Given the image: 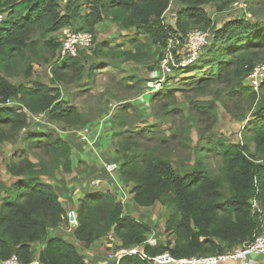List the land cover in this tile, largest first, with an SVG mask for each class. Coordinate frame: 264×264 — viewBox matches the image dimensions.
Listing matches in <instances>:
<instances>
[{"label": "trees", "instance_id": "trees-1", "mask_svg": "<svg viewBox=\"0 0 264 264\" xmlns=\"http://www.w3.org/2000/svg\"><path fill=\"white\" fill-rule=\"evenodd\" d=\"M173 1L180 4L181 9L177 11L174 24L168 25L164 16ZM207 2L0 0V12L4 14L0 26V148L6 140L16 139L18 143L19 133L24 130L26 134L22 140L27 143V148L32 149L36 144L43 146L44 154L50 157L55 167L69 172L73 156L69 142L45 131L28 129L29 116L43 114L52 123L77 130L86 123L74 106L65 105L58 88L50 83L67 84L69 72H77L74 78L77 82L85 72L89 81L107 64L117 66L142 57L141 49L147 51L153 46L159 52L170 40L182 41L190 27L213 29L210 45L186 68H173L174 72L180 70L189 76L181 78L180 88H171L165 82L164 90L150 96L151 110H157V116L165 119L171 112L166 108L174 102L176 91H187L189 88H183L185 86L202 91L212 84H225L224 81H229L232 76L235 84L229 87L228 94L235 102L245 97L253 102L257 100L249 74L264 50V23L235 18L214 26L203 8ZM105 20L117 26L120 32L130 34L121 42L123 45L114 41L98 42L93 48L91 43L88 48H79L76 56L71 57L61 56V41L54 42L51 38L42 44L54 57L50 83L29 80L33 58L38 54L35 37L44 39L63 29L93 33L95 27ZM83 54L96 61L88 71L80 65L79 57ZM199 71L202 72L200 76ZM15 76L27 79L29 85L14 84L10 80ZM126 79L136 78H121ZM244 79L247 85H244ZM263 87L264 83L260 90ZM15 102L20 107L15 106ZM157 102L162 104L161 108ZM121 105L119 108L109 105L110 110L104 115L108 127L114 128L111 138L106 139L110 145L107 152L115 154L116 158L105 156L103 163L114 164L116 169L109 173L102 168L114 186L121 188L127 202L125 205L120 202L107 181L103 184L99 181L97 185L101 188L94 189L97 185L90 184L92 176L85 174V178H90L87 186L80 183L86 188L78 198L72 223V235L76 241L88 249L100 239L106 238L107 244L114 239L116 248L105 246V255L108 253L104 259L106 264L115 262L111 257L118 249L133 248H142L145 258L127 256L118 264H151L148 258L164 253L176 259L224 255L248 245L260 234V220L264 215V97L258 100L252 119L243 130L245 142L241 144L226 143L219 137H204L200 130L196 134L199 140L193 142L189 134L194 128L188 125L193 119L188 117L184 128L171 136L175 145L168 143L166 146L161 143L164 138L158 135L162 130L156 124L145 125L137 131L126 130L131 124L125 121L129 110L132 107L139 110V107L136 104ZM197 106L196 112L203 113L204 106ZM134 116L137 121H143L142 115L138 117L136 113ZM161 145L166 146L165 150ZM176 149L182 151L183 158L173 164ZM18 155L23 160L22 170H16L17 160L7 165L13 176L12 184L7 185L0 176V264L13 255L22 264L34 261L38 264H91L75 244L51 232L70 218L53 185L40 179L44 166L38 170L36 166L44 162L31 163L28 155ZM127 203L131 204L128 208ZM156 205L165 210L161 225L165 236L163 241L150 224L130 214L131 206L148 210ZM148 237L155 239V245L146 243ZM35 245L41 246L37 256Z\"/></svg>", "mask_w": 264, "mask_h": 264}, {"label": "rangeland", "instance_id": "rangeland-1", "mask_svg": "<svg viewBox=\"0 0 264 264\" xmlns=\"http://www.w3.org/2000/svg\"><path fill=\"white\" fill-rule=\"evenodd\" d=\"M203 8L211 21V24L213 23L214 26H221L223 23L232 21V19L235 18H244L248 21L264 23V0H208ZM180 9L181 5L173 1L171 3L170 11L164 16L165 23L168 25L174 24L177 11ZM63 31L65 30H62L59 34L48 35L44 39L35 37V39H37L36 52L38 54L37 57L35 56L33 58L34 63L32 64L33 69L31 78L29 79L30 81L39 82L41 84L50 83V69L54 57L51 50L43 47L42 44L49 42L51 38L54 42H60L63 36ZM191 31H201L208 36L206 37L207 44L205 43L199 50L196 58L197 60L199 56L203 54L202 50L210 45V41L213 38V29L210 27L203 28L202 26H199L190 27L188 32ZM90 34L93 38V48L95 47L94 44L98 42L114 41L123 45L121 42L127 40L130 36L128 33L120 32L118 27L109 22V20L99 23L95 27V31ZM131 36L133 35L131 34ZM54 42L51 44L53 45ZM140 52L142 57H138L136 60L134 59L128 63H120L117 66L107 64L106 67L97 71L101 73L94 78L90 77L89 81L85 77V72L81 74L79 79L80 82H77L74 79L77 72H69V76L66 77L67 84L63 83L61 85L60 83H50L58 88L60 97L65 100L66 106H74L78 112L82 114L86 123L81 129L77 130L65 124L52 123L45 114L29 116V130L34 129L45 131L50 133L53 137H61L69 142L73 154L71 157L72 167L69 172L62 171L60 169L61 167L56 168L54 162H51L50 157L44 154L43 146L40 145L41 147H38V144H36L32 149L30 147L27 148V143H24V140H22L23 134H26L24 133V130L19 133L20 141L18 143L16 142V139L15 141L12 139L6 140L0 148V176L9 186L12 184L10 177L13 176L7 170V165H12L14 161L17 160L15 163L16 170L19 171L24 168L23 160H20L21 157H17L20 156L18 153H21V155H28V161L31 163L38 164L39 161L44 162L36 166V170L44 166L41 170V181L53 185L56 194L59 195L60 200L63 203L67 216L72 213L69 217L71 219L72 216L71 222L65 221L59 228L51 232L52 234L64 237L67 241L75 244L80 250V253L87 256L91 264H106L107 261L105 260L108 253L105 255V246L108 245L110 248H116V241L113 239L112 243L107 244L106 238L100 239L90 248L85 249L82 246V243L76 241L72 235L74 229L72 223L74 222V211L77 208V198L84 191L83 189L86 188L85 186H87V181L90 178H85L84 175L88 174L92 176V183L90 182V184H93V186L97 185L99 181L101 184L107 181V184H109L112 191L117 194V198L120 202L123 205L127 202L126 197L124 198V195L121 192V188L117 186L115 187L114 183L103 170L102 167H105L107 164L104 163L101 165V158L106 161L105 156L115 155L111 152H107L110 145L109 141L106 142V139L111 138L112 132L114 131L112 126L108 127L107 116H104L107 114L106 111L109 109V105L119 108L122 106L121 104L125 103L126 105L136 104L139 107V110L134 109V107H132V110H129V116L125 118V121L131 124L125 129L137 131L144 128L145 125L156 124L162 130L158 135L159 137L161 136L164 138L161 143L163 145L167 144L166 146H168V143L170 145H175V140H173L171 136H173L176 130L184 128L188 117L193 119V121H188V125L191 128H194L189 134L193 142L199 140V137L196 134L197 131L200 130L204 137H219L226 143L241 144L245 142L243 130L248 121L252 119L258 100H261V98L264 97V87L261 88V90L260 87H258L256 91L257 100L254 102L246 97L242 99H240L241 97H238L237 99L240 100L235 102L233 100L234 98L228 94L229 87L235 84V80L232 76L229 81H224L225 84H212L206 87L208 89L202 91H196L195 88H190L189 86L183 87L189 89L183 92H175L174 102L166 108V110H171V112L168 113L169 116L167 115L165 119L161 116L158 117L156 114L157 110H151L150 108V96L157 91L164 90L165 82L171 88H180L178 86L181 78H187L189 75L180 72V70L174 72L173 68L184 69L188 66L174 67L175 64L188 58L187 55L191 52V47L188 38L184 36L182 41L179 42L173 40L168 41L166 47L159 50V52H156L153 46L150 50L144 51L141 49ZM79 60L80 65H83H81V67L84 68V71H88V69L96 62L92 56L86 54L80 56ZM196 60H194V62ZM263 67L264 50H262L256 58L252 69L254 70ZM72 69L73 68L70 70ZM151 69L153 70L151 71ZM177 72H179V74ZM198 74V76H200L202 72L199 71ZM125 76H130V78L132 76L136 79L121 80V78ZM135 80L137 81L136 85H134ZM10 81L14 84L22 83L29 85V81L22 76H15ZM243 83L244 85H247L246 79L243 80ZM82 85L86 86L81 87ZM143 97L145 98V103H143ZM157 104L161 108L162 104L159 102H157ZM16 105L20 107V105L15 102V106ZM197 105L204 106L203 113L196 112ZM136 113L138 117H141L142 115L141 118L143 121L136 120L134 116ZM161 115L163 116V112ZM184 131H187V129H184ZM106 144L108 146H105ZM166 146H162L161 149L165 150ZM251 148L253 150L252 146ZM174 154L175 155L172 158L173 164L179 162L183 158V153L180 149H176ZM114 158L116 157L114 156ZM209 163L211 165V161H209ZM174 168L178 170V167L175 165ZM116 176L115 173L114 177L116 178ZM80 183L85 185L84 188ZM93 188L100 189L101 185H97ZM130 205V203H127L126 208ZM134 208L131 206L130 214H132L135 219L150 224L159 240L163 241L165 236L163 234V226L161 225L165 218L164 208L162 209L159 205L148 210L138 208H135V210ZM128 210L129 209H127L126 212H128ZM69 222L71 225H69ZM34 248L35 256H37L39 253L38 250L41 246L35 245ZM113 251H116V249ZM88 255L93 256V258L91 259ZM109 262V264H117L114 261Z\"/></svg>", "mask_w": 264, "mask_h": 264}, {"label": "built area", "instance_id": "built-area-1", "mask_svg": "<svg viewBox=\"0 0 264 264\" xmlns=\"http://www.w3.org/2000/svg\"><path fill=\"white\" fill-rule=\"evenodd\" d=\"M4 20V14L0 12V26ZM63 36L61 39V56H71L75 57L79 48H88L92 43V36L90 33L86 32H74L68 29H63ZM186 37L188 38L191 52L187 55L186 60L180 61L175 64L174 67H183L191 64L196 60L199 50L207 42L206 34L201 31H191L188 32ZM207 44V43H206ZM249 81L254 90L257 91L258 87L264 81V67L256 68L249 74ZM106 172H112L116 169L114 164L105 165ZM255 206V205H254ZM147 244L155 245V239L153 237H148ZM264 254V215L260 220V234L248 245L234 249L233 251L219 256L210 257H199V258H184L176 259L170 254L164 253L162 255L155 256L153 258H148L151 264H226L230 262H236L238 264H254V256ZM140 255L145 258L142 248L138 250L133 249H121L116 251V253L111 257L115 259V263L127 256ZM1 264H22L18 258L13 255L12 257L4 260Z\"/></svg>", "mask_w": 264, "mask_h": 264}, {"label": "crops", "instance_id": "crops-1", "mask_svg": "<svg viewBox=\"0 0 264 264\" xmlns=\"http://www.w3.org/2000/svg\"><path fill=\"white\" fill-rule=\"evenodd\" d=\"M109 115H111V113H109L108 116H109ZM81 133H82V132H81ZM102 164H104V163H103V158H101V165H102ZM10 178H11V181H13V177H10ZM80 196H81V195H80ZM80 196H79V197H80ZM79 197H78V198H79ZM78 198H77V200H78ZM73 203H74V202H73ZM71 214H72V213H71ZM71 214H70V215H71ZM70 215H69V217H70ZM71 221H72V220L70 219V222H71ZM38 251H39V250H38ZM253 259H254V263H255V264H264V255L254 256ZM32 264H38V262H37V261H34Z\"/></svg>", "mask_w": 264, "mask_h": 264}, {"label": "water", "instance_id": "water-1", "mask_svg": "<svg viewBox=\"0 0 264 264\" xmlns=\"http://www.w3.org/2000/svg\"><path fill=\"white\" fill-rule=\"evenodd\" d=\"M71 220H72V216H71Z\"/></svg>", "mask_w": 264, "mask_h": 264}, {"label": "bare ground", "instance_id": "bare-ground-1", "mask_svg": "<svg viewBox=\"0 0 264 264\" xmlns=\"http://www.w3.org/2000/svg\"><path fill=\"white\" fill-rule=\"evenodd\" d=\"M255 264V263H254Z\"/></svg>", "mask_w": 264, "mask_h": 264}]
</instances>
